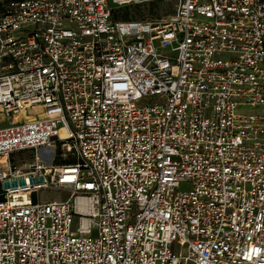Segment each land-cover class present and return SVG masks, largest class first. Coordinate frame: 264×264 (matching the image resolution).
<instances>
[{"label": "built area", "instance_id": "built-area-1", "mask_svg": "<svg viewBox=\"0 0 264 264\" xmlns=\"http://www.w3.org/2000/svg\"><path fill=\"white\" fill-rule=\"evenodd\" d=\"M152 1L4 5L0 264H264V0Z\"/></svg>", "mask_w": 264, "mask_h": 264}, {"label": "rangeland", "instance_id": "rangeland-1", "mask_svg": "<svg viewBox=\"0 0 264 264\" xmlns=\"http://www.w3.org/2000/svg\"><path fill=\"white\" fill-rule=\"evenodd\" d=\"M5 2L0 0V12L3 10L2 5ZM178 0H154L152 2L132 4L121 6L115 9V17L117 20H140V21H164L176 13ZM36 110L28 111L26 114L34 115ZM40 111V110H39ZM2 117L0 116V126L2 124ZM46 162H52V155L46 159L45 153H41ZM27 155V154H26ZM28 157V155H27ZM26 157V158H27ZM62 163L59 158H56L54 164ZM185 188V187H184ZM69 196L68 192L64 190H45L41 193L42 199L45 201L65 200Z\"/></svg>", "mask_w": 264, "mask_h": 264}, {"label": "water", "instance_id": "water-1", "mask_svg": "<svg viewBox=\"0 0 264 264\" xmlns=\"http://www.w3.org/2000/svg\"><path fill=\"white\" fill-rule=\"evenodd\" d=\"M41 180H42V179H41ZM35 181H36V180H35ZM31 183H32V179H31V178H28V179H27V185H28V184H31ZM19 184H20L21 186H23V185L25 184V181H24L23 179H21V180L19 181ZM12 185H13V187H16V186H17V182H16V181H13V182H12ZM5 187H7V188L10 187L8 182L5 183Z\"/></svg>", "mask_w": 264, "mask_h": 264}, {"label": "bare ground", "instance_id": "bare-ground-1", "mask_svg": "<svg viewBox=\"0 0 264 264\" xmlns=\"http://www.w3.org/2000/svg\"><path fill=\"white\" fill-rule=\"evenodd\" d=\"M36 110H38V113H40L39 115L40 116H43V114H42V112H41V110L38 108V109H36ZM40 110V111H39ZM34 117V115H30V114H26V112H24V113H22L21 114V118H26V119H28V120H30V119H32ZM3 119V118H2ZM19 119V117H16L15 118V120L17 121Z\"/></svg>", "mask_w": 264, "mask_h": 264}, {"label": "trees", "instance_id": "trees-1", "mask_svg": "<svg viewBox=\"0 0 264 264\" xmlns=\"http://www.w3.org/2000/svg\"><path fill=\"white\" fill-rule=\"evenodd\" d=\"M4 2H5V4L4 5H6L8 2H10V1H15V0H3ZM4 5H2V9L4 8ZM128 7V6H127ZM3 11V10H2ZM1 11V12H2ZM114 18L116 19V17H115V11H114Z\"/></svg>", "mask_w": 264, "mask_h": 264}]
</instances>
